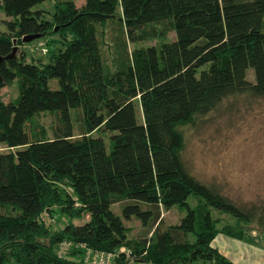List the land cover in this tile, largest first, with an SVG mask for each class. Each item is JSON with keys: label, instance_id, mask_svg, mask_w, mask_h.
<instances>
[{"label": "trees", "instance_id": "obj_1", "mask_svg": "<svg viewBox=\"0 0 264 264\" xmlns=\"http://www.w3.org/2000/svg\"><path fill=\"white\" fill-rule=\"evenodd\" d=\"M44 1L0 0V89L18 80L12 101L0 94V264H82L86 250L114 254L112 264H233L211 242L217 234L244 240L251 222L264 228V198L236 201L192 174L185 129L224 101L264 99V0H52L51 11L34 8ZM118 6L123 46L165 37L156 27L164 23L174 39L128 56L124 49L110 71L96 27ZM29 34L40 36L22 42ZM43 39L47 60H26L22 46ZM43 112L56 116L57 133L30 137L25 124ZM100 127L110 133L107 149L93 135ZM113 204L149 236L128 238ZM174 205L184 215L165 225L161 212ZM210 209L233 223L218 226ZM48 212L68 222L55 230Z\"/></svg>", "mask_w": 264, "mask_h": 264}, {"label": "rangeland", "instance_id": "obj_2", "mask_svg": "<svg viewBox=\"0 0 264 264\" xmlns=\"http://www.w3.org/2000/svg\"><path fill=\"white\" fill-rule=\"evenodd\" d=\"M82 3L83 0H78L76 6H80ZM34 8L51 11L52 0L39 3ZM115 14L110 22L96 27L102 56L107 69L110 71L114 69L118 58L124 55V49L128 56L129 51L133 48L161 44L174 39V33L169 28L168 23H164L163 25H156V27L158 29L165 27V37L129 45L125 41L123 46L124 37L121 34L122 29L118 21L119 6L116 8ZM3 18L5 19L4 14L0 10L1 31L4 30V25L1 23ZM48 37L47 35L46 38ZM43 43L44 39L32 41L22 46L28 53L26 60L41 57L43 61H46L47 49ZM53 47L55 48L57 45H52L51 48ZM246 76L249 79L252 77L251 69L247 70ZM49 86L57 87L56 80H50ZM0 94L4 102L12 101L18 94V80L14 79L2 87ZM134 106L136 119L140 122L141 112L137 100H134ZM77 116L78 113L73 111V137H77L80 133ZM56 127L57 118L51 112L39 113L25 124V130L33 138H51L57 133ZM109 134L102 127L93 132L94 136L102 137L106 149L108 148ZM5 150L6 148L0 144V151ZM183 159L189 171L197 178L205 183L218 185L225 194L236 201L250 202L264 198V99H248L240 96L235 100L224 101L216 110L201 117L195 125L187 127L185 129ZM195 203V199L191 197L188 199L189 206H194ZM110 208L121 217L120 204H113ZM184 212L185 209L177 205L162 210L163 223L165 225L178 223ZM210 212L212 217L217 220L218 226L225 222L233 223L234 221L230 216L220 214L213 209H210ZM48 213L53 217H49ZM48 213V215L44 214V218L46 222L52 223L55 230L62 228L68 222L66 217L57 212ZM122 219L127 227L128 238L141 239L149 236V228L143 227L134 217L128 220ZM86 220L87 215H82L79 219H71V222L81 224ZM244 241L264 249V228L258 227L254 222L249 223L244 234ZM66 247L67 245L64 244V252ZM60 249L61 251H59L63 252V249ZM81 263L91 264V256L88 255L87 250L82 255ZM122 264H126V262L123 261Z\"/></svg>", "mask_w": 264, "mask_h": 264}, {"label": "crops", "instance_id": "obj_3", "mask_svg": "<svg viewBox=\"0 0 264 264\" xmlns=\"http://www.w3.org/2000/svg\"><path fill=\"white\" fill-rule=\"evenodd\" d=\"M211 246L228 258L233 264H264V249L252 243L217 234Z\"/></svg>", "mask_w": 264, "mask_h": 264}, {"label": "built area", "instance_id": "obj_4", "mask_svg": "<svg viewBox=\"0 0 264 264\" xmlns=\"http://www.w3.org/2000/svg\"><path fill=\"white\" fill-rule=\"evenodd\" d=\"M88 255L91 256V264H112L114 259V254L104 253L97 251L87 250ZM126 264H145L141 262H133L131 260H126Z\"/></svg>", "mask_w": 264, "mask_h": 264}, {"label": "water", "instance_id": "obj_5", "mask_svg": "<svg viewBox=\"0 0 264 264\" xmlns=\"http://www.w3.org/2000/svg\"><path fill=\"white\" fill-rule=\"evenodd\" d=\"M39 36H40L39 34H29V35L23 36V37L21 38V40H22V42H29V41H31V40H34V39L38 38ZM13 42H14V41H13ZM14 51H15V48L12 49L11 54H13ZM1 59H2V58L0 57V61H1Z\"/></svg>", "mask_w": 264, "mask_h": 264}]
</instances>
